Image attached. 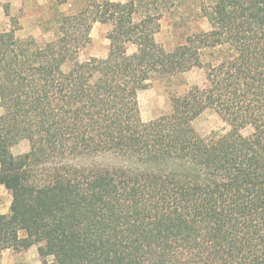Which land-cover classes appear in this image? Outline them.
I'll use <instances>...</instances> for the list:
<instances>
[{
	"label": "trees",
	"instance_id": "16d2710c",
	"mask_svg": "<svg viewBox=\"0 0 264 264\" xmlns=\"http://www.w3.org/2000/svg\"><path fill=\"white\" fill-rule=\"evenodd\" d=\"M203 1L212 29L170 52L158 19L137 18L132 1L63 17L41 47L17 39L16 22L0 33V186L11 197L0 252L36 245L45 264H264V0ZM96 22L111 26L108 53L79 61ZM194 68L202 86L142 121L150 81ZM205 110L229 126L212 143L193 125ZM21 140L29 151L14 156Z\"/></svg>",
	"mask_w": 264,
	"mask_h": 264
},
{
	"label": "rangeland",
	"instance_id": "374dc122",
	"mask_svg": "<svg viewBox=\"0 0 264 264\" xmlns=\"http://www.w3.org/2000/svg\"><path fill=\"white\" fill-rule=\"evenodd\" d=\"M105 0H0V33L15 28L19 30L15 37L21 41L31 40L34 47H41L55 39L59 34V24L63 17L74 16L89 6L100 5ZM111 2H134L137 7L136 17L146 13L158 19L160 32L157 40L163 48L170 52L182 45L187 36L209 31L213 23L202 17L200 6L203 0H108ZM208 2L205 1V4ZM111 26L93 23L89 32L90 41L78 55L79 61L89 58H105L109 41L106 36ZM134 47L128 49L129 53ZM71 68L68 62L63 66L66 71ZM204 72L194 68L187 73L174 77L155 76L146 90L138 94V104L142 121L148 122L169 112L172 95H182L190 88L202 86ZM3 111L0 109V115ZM197 133L207 142L212 143L228 132L229 126L212 110H205L193 123ZM250 129L242 131L249 134ZM29 151V144L21 140L11 148L14 156ZM11 202L10 194L4 187L0 188V209L7 214ZM50 258L38 251V246L28 249L10 248L0 252V264H45Z\"/></svg>",
	"mask_w": 264,
	"mask_h": 264
},
{
	"label": "crops",
	"instance_id": "0c3cea01",
	"mask_svg": "<svg viewBox=\"0 0 264 264\" xmlns=\"http://www.w3.org/2000/svg\"><path fill=\"white\" fill-rule=\"evenodd\" d=\"M2 186H0V188H1ZM0 215H4V213L3 212H1V209H0Z\"/></svg>",
	"mask_w": 264,
	"mask_h": 264
}]
</instances>
